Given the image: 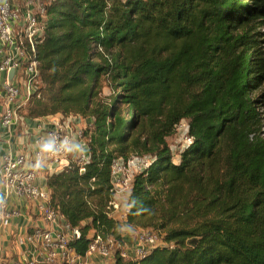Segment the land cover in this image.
Listing matches in <instances>:
<instances>
[{
	"label": "trees",
	"instance_id": "obj_1",
	"mask_svg": "<svg viewBox=\"0 0 264 264\" xmlns=\"http://www.w3.org/2000/svg\"><path fill=\"white\" fill-rule=\"evenodd\" d=\"M47 42L51 113L92 121L84 171L56 178L76 254L99 236L112 264H264V0H53ZM20 117H43L40 91ZM132 159L118 221L112 169ZM124 228L160 240L124 261Z\"/></svg>",
	"mask_w": 264,
	"mask_h": 264
},
{
	"label": "built area",
	"instance_id": "obj_2",
	"mask_svg": "<svg viewBox=\"0 0 264 264\" xmlns=\"http://www.w3.org/2000/svg\"><path fill=\"white\" fill-rule=\"evenodd\" d=\"M31 1L27 0L28 3ZM52 1L40 0L33 12L22 15L13 7L11 0H0V42L8 51L0 62V75L8 74L11 68L15 69L11 83L6 80L2 86V96L7 107L0 115V130L3 132L6 146L1 171L0 237L2 230L9 225L11 219L19 215V212L11 208L10 204L16 199H29L35 203L36 210L50 228L48 230L36 229L28 234L27 242L34 248L26 249L12 264H84L83 260L99 249L104 257L103 264H112L114 261L112 246L102 247V240L99 236H96L90 244V251L85 258L76 254L69 242L79 238L80 231L72 229L64 220L57 202L51 196L53 192L55 194L56 178L59 173H66L72 178L76 169H80V172L84 171L83 166L89 160L84 130L92 125V121L79 115L56 116L51 113L52 89L47 40L48 11ZM20 25L23 28L22 32L18 30ZM24 39L28 42V55L19 45ZM36 91H40L43 117L31 120H38V123L30 148L19 154L16 151L14 139L16 129L24 126L20 112L28 105L31 96ZM50 138L55 141L54 150L42 151L43 143ZM188 141L190 142V139ZM134 162L137 160L132 159L113 166L112 176L116 195L107 206L111 217L117 212L123 213L126 217L127 210L122 208L117 200L116 182L122 175L130 174L129 168ZM41 172L45 176L47 188L45 190L39 187L38 180ZM137 242L147 244L148 248L139 247L135 255L129 256L123 248L124 245L121 246L120 251L124 261L143 256L148 249L157 245L158 237L142 234ZM0 264H4L1 248Z\"/></svg>",
	"mask_w": 264,
	"mask_h": 264
},
{
	"label": "crops",
	"instance_id": "obj_3",
	"mask_svg": "<svg viewBox=\"0 0 264 264\" xmlns=\"http://www.w3.org/2000/svg\"><path fill=\"white\" fill-rule=\"evenodd\" d=\"M11 3L13 4V7L22 15L33 12L37 7L28 3L27 0H11ZM18 30L19 32L23 31L21 25ZM7 54V49L4 48L0 42V62ZM6 80H8V74L0 75V115L7 107L2 96V86ZM28 123L29 125H27V127H18L15 131L14 145L17 153L19 154L30 148L31 140L33 138L34 131L36 130L38 120H29ZM5 154L6 146L3 139V132L0 130V200L2 198L1 171ZM38 182L40 189H47L43 172L40 173ZM129 192L130 191L122 193V190H118L117 200L121 203L122 208H126ZM51 196L58 204L56 193L54 194L53 192ZM10 207L16 209L19 212V215L13 217L9 225L5 227L1 233L0 248L4 258V264H12L14 260L18 259L26 249L30 250L34 248L27 242L28 234L34 232L36 229L48 230L50 228L43 220L41 214L36 210L35 203L33 201L29 199H16L10 204ZM83 261L84 264H99L89 257Z\"/></svg>",
	"mask_w": 264,
	"mask_h": 264
},
{
	"label": "rangeland",
	"instance_id": "obj_4",
	"mask_svg": "<svg viewBox=\"0 0 264 264\" xmlns=\"http://www.w3.org/2000/svg\"><path fill=\"white\" fill-rule=\"evenodd\" d=\"M39 1L40 0H32L30 2V4H33L34 7H35V6H37L39 4ZM187 131H188V122L187 121H183L178 126V128L176 129L175 134H173L169 138V143L171 145V148H172L173 155H174L175 159H177V155H178L180 149L186 147L190 143L188 141ZM142 167L143 166L140 164V162H138V161L134 162V164H132L130 166V168H129L131 170L130 174H132V172L135 173L136 171H139ZM130 174L122 175L120 177V180L118 182H116L117 189L118 190H122V193H126V192H128L130 190V181H131ZM121 196L124 197L123 195H121ZM112 218L115 219V220H121V221H124V219H125V217L123 216V213H119V212L113 213L112 214ZM142 234L156 235L155 233H151L149 231L136 229V228H124L123 229V238H124V243H125L123 248H124V250L127 251L129 256L135 255V252H136V250L139 247H143L145 249L148 248L147 244H139L137 242V239ZM158 239L160 240L159 237H158ZM105 245H107V244H104V245H101V246L105 247ZM102 247H100V248H102ZM113 251H114V249L112 248L111 249L112 254H113ZM89 258L93 259L94 261L98 262L99 264H103L104 263V257L102 255L100 249L99 250H95L92 253H90Z\"/></svg>",
	"mask_w": 264,
	"mask_h": 264
},
{
	"label": "clouds",
	"instance_id": "obj_5",
	"mask_svg": "<svg viewBox=\"0 0 264 264\" xmlns=\"http://www.w3.org/2000/svg\"><path fill=\"white\" fill-rule=\"evenodd\" d=\"M54 144L55 141L53 139H48L46 142L43 143L42 145V151L48 152V151H53L54 150ZM79 147V146H77Z\"/></svg>",
	"mask_w": 264,
	"mask_h": 264
},
{
	"label": "water",
	"instance_id": "obj_6",
	"mask_svg": "<svg viewBox=\"0 0 264 264\" xmlns=\"http://www.w3.org/2000/svg\"><path fill=\"white\" fill-rule=\"evenodd\" d=\"M14 72H15V69L11 68L8 72V82L11 83L12 81V78L14 76ZM195 239H192V240H189V244H194L195 243Z\"/></svg>",
	"mask_w": 264,
	"mask_h": 264
}]
</instances>
